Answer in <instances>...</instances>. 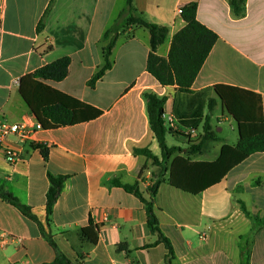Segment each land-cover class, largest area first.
<instances>
[{
  "label": "crops",
  "instance_id": "obj_1",
  "mask_svg": "<svg viewBox=\"0 0 264 264\" xmlns=\"http://www.w3.org/2000/svg\"><path fill=\"white\" fill-rule=\"evenodd\" d=\"M190 3L198 4L199 22L219 41L193 94L179 97L147 71L150 34L137 26L125 29L113 49L112 68L94 88L88 86L105 65V34L126 9V0H0V119L34 126L38 121L21 97L20 81L62 58L71 59L68 77L48 84L102 111L89 122L35 131L29 140L10 138L22 160L11 166L0 153V182L32 209L57 250L36 223L0 197V264L52 263L59 254L71 264H169L166 246L157 243L149 227L146 204L113 184H138L150 201L149 189L160 175L165 182L154 201L155 214L173 248L170 264H241L242 248L251 251L250 264H264V224L255 225L240 204L264 221V154L251 156L219 184L193 195L172 187L167 170L134 153L148 149L162 161L144 93L168 97V115L174 114L175 99L178 107L196 108L199 93L216 85L252 91L264 108V0H247L240 20L233 18L228 0H133L138 15L169 29L160 57H168L174 35L185 27L178 11ZM191 130L180 125L173 135L196 136ZM228 139L232 142L212 160L201 158L209 145L191 160L216 161L224 145H237L239 133ZM177 148L186 156L189 146ZM49 174L68 180L47 223ZM84 229L90 230L86 236Z\"/></svg>",
  "mask_w": 264,
  "mask_h": 264
},
{
  "label": "trees",
  "instance_id": "obj_2",
  "mask_svg": "<svg viewBox=\"0 0 264 264\" xmlns=\"http://www.w3.org/2000/svg\"><path fill=\"white\" fill-rule=\"evenodd\" d=\"M126 1V9L120 13L114 26L105 34V40H109L104 54L105 65L88 83V86L94 88L97 82L112 68V52L118 38L124 33L125 29L130 26H137L147 29L150 34L151 51L147 59V71L163 87H174L177 96L187 97L192 95V87L213 48L219 41V37L215 32L199 22L197 18L198 4L190 3L182 7L181 18L186 25L174 35L169 55L167 58H163L158 55V50L168 40L169 29L147 22L141 15L137 14L133 0ZM228 2L234 19L240 20L246 16L247 0H228ZM70 65V58H62L32 74L24 76L20 81L21 97L44 130L75 126L95 120L102 115V111L62 93L48 84L49 82L65 80L69 75ZM212 92L218 97L222 110L236 122L239 141L235 146L224 145L219 158L214 162H193L191 156L200 154L209 142L217 139L211 119L218 102L210 97ZM143 97L146 101L149 126L161 149L162 161L148 149H135L134 153L153 160V163L160 167L162 172L167 170L169 174L168 183L178 190L199 195L210 187L219 184L234 167L251 156L264 154L263 101L260 95L252 91L228 85H216L199 93L198 99L200 100L197 107L193 109L178 107L179 102L175 99L174 116L179 124L184 128L193 130L202 126L204 132L199 142L190 143L185 152L186 156L181 155V152H183L181 149L169 147L167 144L168 134H179V132L167 128L163 119L168 97H161L152 92L144 93ZM205 111L208 113L205 114ZM41 153L47 160L48 151L42 149ZM67 180V176L49 174L50 188L46 203L47 223H49L53 208L61 196ZM163 182L165 181L160 175L153 183L149 189L150 201L143 197L138 184L123 185L119 181H115L113 184L138 197L146 204L149 227L153 234L158 235L157 243H163L166 246L170 264V259L173 257V248L160 229L154 204ZM0 197L6 203L17 208L27 219L36 223L41 228L49 245L57 250L52 237L45 232L44 225L33 214L32 209L21 204L17 198L6 190L1 182ZM240 204L245 216L253 220L255 225L264 224L260 217H253L247 211L243 202H240ZM89 232V229H84L82 233L86 236ZM241 256V264H250L251 251L249 249L242 248ZM45 264L71 263L59 254L54 262Z\"/></svg>",
  "mask_w": 264,
  "mask_h": 264
},
{
  "label": "built area",
  "instance_id": "obj_3",
  "mask_svg": "<svg viewBox=\"0 0 264 264\" xmlns=\"http://www.w3.org/2000/svg\"><path fill=\"white\" fill-rule=\"evenodd\" d=\"M181 15V10L178 11ZM166 127L173 131L180 129L179 121L174 114L168 115L166 112L163 115ZM43 130L40 123L30 126L27 123H9L0 119V153L4 155L6 162L15 166L22 160V151L20 148L11 143L10 138L15 137L20 140H29L34 135L35 131ZM194 132L193 130H191Z\"/></svg>",
  "mask_w": 264,
  "mask_h": 264
},
{
  "label": "rangeland",
  "instance_id": "obj_4",
  "mask_svg": "<svg viewBox=\"0 0 264 264\" xmlns=\"http://www.w3.org/2000/svg\"><path fill=\"white\" fill-rule=\"evenodd\" d=\"M213 98L218 102L217 107L215 108V110L212 113V119H211L213 131L215 132L217 139L215 141H211L207 144V145H209L208 146L209 149L201 157V158H205L203 160H212L214 158L213 156L215 154L219 153L221 146L225 142H232L231 140L228 139V136H230V137H231V135L234 137L238 136L236 122L232 118H230V116L226 112H224L222 110V107H221V104H220L218 97L216 95H213ZM222 115H223V117H222ZM225 117H228L230 122L224 121ZM220 118H222V119L220 120ZM219 120H220V122L223 121L222 125H218ZM231 126H233L235 128L234 131H232ZM218 128H221L223 131L219 132ZM195 132H196V136H190V137L175 136V135L168 134L167 135V144L169 147L186 148L190 145L191 142H194L197 138L202 137L204 135L202 126H200L198 129H196ZM234 144H236V143H234Z\"/></svg>",
  "mask_w": 264,
  "mask_h": 264
}]
</instances>
